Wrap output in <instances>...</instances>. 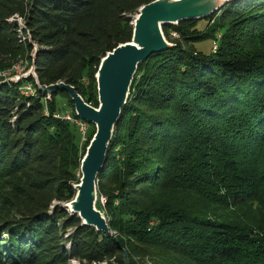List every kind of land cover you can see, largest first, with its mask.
I'll list each match as a JSON object with an SVG mask.
<instances>
[{
  "label": "trees",
  "instance_id": "trees-1",
  "mask_svg": "<svg viewBox=\"0 0 264 264\" xmlns=\"http://www.w3.org/2000/svg\"><path fill=\"white\" fill-rule=\"evenodd\" d=\"M151 1L0 0V50L24 47L10 21L23 17L44 46L40 82L65 81L97 106L101 59L131 40L133 15ZM201 20L205 29H185ZM169 28L191 45L211 36L217 48L177 41L139 65L98 176L109 235L77 214L50 212L74 198L84 156L77 126L54 115L66 93L48 98L32 79L0 85V177L20 174L4 197L0 264H264V0H236ZM26 83L35 96L22 94ZM111 179L122 194L107 189Z\"/></svg>",
  "mask_w": 264,
  "mask_h": 264
},
{
  "label": "water",
  "instance_id": "water-1",
  "mask_svg": "<svg viewBox=\"0 0 264 264\" xmlns=\"http://www.w3.org/2000/svg\"><path fill=\"white\" fill-rule=\"evenodd\" d=\"M236 0H153L141 6L133 19L130 41L121 43L101 59L95 74L98 105L87 102L75 86L64 81L42 84L37 74L36 59L39 47L31 52L30 68L0 82L20 83L33 80L37 88L51 98L65 92L74 103L76 115L95 126L86 152L81 160L80 180L73 186L74 198L66 203L72 214H77L83 225L111 234L109 218L100 207L98 176L107 159V152L116 132V125L124 106L128 103L139 65L154 53L173 49L177 43L170 41L165 25L177 26L182 21L208 18L227 4Z\"/></svg>",
  "mask_w": 264,
  "mask_h": 264
},
{
  "label": "rangeland",
  "instance_id": "rangeland-1",
  "mask_svg": "<svg viewBox=\"0 0 264 264\" xmlns=\"http://www.w3.org/2000/svg\"><path fill=\"white\" fill-rule=\"evenodd\" d=\"M136 14L133 15L132 20L134 19V16ZM10 21H13L17 24V26H18V37L20 38V41L23 42L24 47H22L18 50H12V51L0 50V82L4 81L5 79H7L9 77L19 75V74L26 72L31 66V61H30L29 55H31V52H32L34 46L37 45L38 47H40V46L44 47V46L40 45L39 42L30 38L29 34L23 30V28H25V26H26L25 20L23 17L15 15L12 18H10ZM189 26L185 27V29L191 30L195 27H197L199 29H205L207 26V21L201 20L197 23L191 24L190 27ZM212 28L213 27H211V29ZM167 37L170 41H174V42L179 41L186 48L193 49L195 47L197 50L203 51L205 53L211 52L213 45H214V47L216 45V48H217V43L213 44V39L211 36L199 39L193 45H191V43H188L185 41V39H183L180 32L178 30H176L175 28H169L168 29ZM219 37H221V35H219ZM28 40H30V43L33 46V48L31 50H30V47L27 46V44H25ZM3 76H4V79H2ZM59 82H61V81H59ZM83 82L88 84L89 82H91V79L89 80L88 78H83ZM0 85H1V83H0ZM23 95L27 96V97L32 96V95H26V94H23ZM56 101H57V108L58 109H57V113L54 114L55 117L60 116V115H56V114H62L68 110L71 111L73 108L71 106L69 100H68L67 94L58 95ZM43 104H44V114L49 115L50 114L49 113V106L45 100H43ZM88 124H89L88 133H90V131H91L90 128L92 125L90 123H88ZM85 142L81 138V142L79 145L80 158L86 152ZM144 154L147 155V152H144ZM151 155H154V154L151 153ZM158 162L161 165L164 163V162H162V160H159ZM73 172L76 175V177L80 178L81 173L79 172V169L74 168ZM137 174H138V172L135 171V174L133 177L134 179H135ZM17 176H20V174L15 173L14 175H9L7 173V174H4L0 177V217L3 214H6V212L8 211V207H7L8 205H7L6 201L4 200V197H11L12 198V196H14L12 193V187L15 184H19V182L16 179ZM105 184H106V187L109 191L115 190L114 193L116 195L122 194V192L120 190L116 189L114 183L112 182V179L109 181L106 180ZM143 184L144 183L137 182L135 187L140 188L143 186ZM100 197H101L102 205L105 206V204L107 203L106 196L101 194ZM71 200H68V201L67 200L66 201L55 200L53 202L51 208H50V212H52V214H53V212H55L58 209L59 212L62 210L64 212L69 213V210L66 207V203H68ZM72 230L73 229H70L68 232H70ZM2 236H4L5 239H7V237H8L7 234H4ZM66 248H69V244L66 246ZM66 264H78V261L75 259H70L68 261V263H66Z\"/></svg>",
  "mask_w": 264,
  "mask_h": 264
},
{
  "label": "built area",
  "instance_id": "built-area-1",
  "mask_svg": "<svg viewBox=\"0 0 264 264\" xmlns=\"http://www.w3.org/2000/svg\"><path fill=\"white\" fill-rule=\"evenodd\" d=\"M215 49H216V45L214 47V50ZM23 86H25L29 92L35 93L34 85L32 83H26ZM56 115L69 117L70 121L77 126L82 140L85 142L89 139V135H87V126H89V125H86V124H84L83 121H80V118L75 115L73 110H71V111L68 110L62 114H56Z\"/></svg>",
  "mask_w": 264,
  "mask_h": 264
},
{
  "label": "bare ground",
  "instance_id": "bare-ground-1",
  "mask_svg": "<svg viewBox=\"0 0 264 264\" xmlns=\"http://www.w3.org/2000/svg\"><path fill=\"white\" fill-rule=\"evenodd\" d=\"M34 91H35V93L29 92L25 86H23L22 89H21L22 94H26V95H36V89H35V87H34ZM58 117H61L62 119L66 120L68 122H71L70 119H69V117H66V116H58ZM80 121H83L84 124L89 125L88 122H86L85 120L80 119ZM87 135H88V126H87Z\"/></svg>",
  "mask_w": 264,
  "mask_h": 264
}]
</instances>
